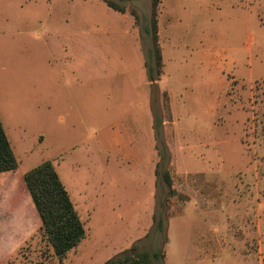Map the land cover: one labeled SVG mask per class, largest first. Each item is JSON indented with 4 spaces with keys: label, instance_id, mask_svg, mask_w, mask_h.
Listing matches in <instances>:
<instances>
[{
    "label": "rangeland",
    "instance_id": "obj_1",
    "mask_svg": "<svg viewBox=\"0 0 264 264\" xmlns=\"http://www.w3.org/2000/svg\"><path fill=\"white\" fill-rule=\"evenodd\" d=\"M111 1L126 12L0 0V120L18 162L0 175V264H104L133 245L158 264H264V0H162L154 82L151 0ZM46 161L86 230L63 259L30 204L9 208L18 175Z\"/></svg>",
    "mask_w": 264,
    "mask_h": 264
},
{
    "label": "trees",
    "instance_id": "obj_2",
    "mask_svg": "<svg viewBox=\"0 0 264 264\" xmlns=\"http://www.w3.org/2000/svg\"><path fill=\"white\" fill-rule=\"evenodd\" d=\"M106 5L112 10L125 13L126 9L111 0H104ZM162 0H151V15L144 27L145 34L151 41L149 58L145 61L149 80L160 81L163 76V54L159 38V14ZM131 14L136 22L144 20L136 10ZM146 21V20H145ZM165 105L168 110V96L164 94ZM162 124L160 116L154 115V129L156 137H159V129ZM157 149L160 150V162L156 167L158 186L164 190L169 188V193L174 194L173 180L171 173L167 169L169 153L166 148H162L159 143ZM18 162L0 120V174L16 172ZM15 193L9 199L11 211L17 210L29 197L36 209L41 221L40 231L45 235L51 245L55 255L60 259L65 258L71 251L76 249L86 237L85 226L75 209L70 194L60 180L53 162L46 161L34 168L24 176L18 175ZM166 186V187H164ZM164 192V191H163ZM160 208L164 204L160 202ZM158 231L164 229L163 213L159 212L154 216ZM163 255L160 251L151 253L133 245L130 250L118 255L104 264H158Z\"/></svg>",
    "mask_w": 264,
    "mask_h": 264
},
{
    "label": "crops",
    "instance_id": "obj_3",
    "mask_svg": "<svg viewBox=\"0 0 264 264\" xmlns=\"http://www.w3.org/2000/svg\"><path fill=\"white\" fill-rule=\"evenodd\" d=\"M7 173H9V172H7ZM12 173H15V172H12ZM3 174H5V173H3ZM0 175H2V174H0ZM2 182H4V180H0V186L2 185ZM10 199V198H9ZM29 204H30V208H29V213H26L27 215L28 214H31L30 213V211H32L33 209H34V211H35V215H36V217H38V214H37V212H36V209H35V207H34V205H33V203H32V200L28 197L27 199H26V201L23 203V204H21L19 207H18V209L17 210H14V211H17V212H19V211H21V210H23V208L24 207H26L27 208V206H29ZM33 212V211H32ZM33 215H34V212H33ZM39 219V218H38ZM40 221V220H39ZM5 236V235H4ZM3 235L0 237V238H3L4 237Z\"/></svg>",
    "mask_w": 264,
    "mask_h": 264
}]
</instances>
